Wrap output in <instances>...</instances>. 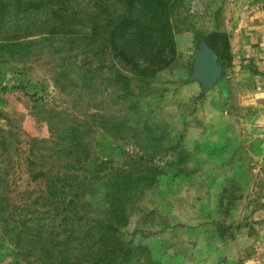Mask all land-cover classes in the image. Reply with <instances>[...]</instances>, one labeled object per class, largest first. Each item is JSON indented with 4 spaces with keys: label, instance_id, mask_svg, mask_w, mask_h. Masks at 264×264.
Listing matches in <instances>:
<instances>
[{
    "label": "rangeland",
    "instance_id": "374dc122",
    "mask_svg": "<svg viewBox=\"0 0 264 264\" xmlns=\"http://www.w3.org/2000/svg\"><path fill=\"white\" fill-rule=\"evenodd\" d=\"M94 4L67 0L83 13L72 29L27 37L35 54L25 63L0 60V211L9 225L5 233L0 221V264L112 256L109 245L91 247L105 229L90 227L107 220L129 264H264V44L246 49L234 36L264 29V0H166L176 54L150 42L148 57L168 62L145 78L113 57L106 14L92 29ZM214 32L226 33L216 40L222 74L205 88L194 55L205 45L216 52L205 39ZM82 151L91 158L77 163ZM42 167L48 175L33 180ZM128 172L150 180L123 185ZM59 175L72 176L52 185Z\"/></svg>",
    "mask_w": 264,
    "mask_h": 264
},
{
    "label": "trees",
    "instance_id": "16d2710c",
    "mask_svg": "<svg viewBox=\"0 0 264 264\" xmlns=\"http://www.w3.org/2000/svg\"><path fill=\"white\" fill-rule=\"evenodd\" d=\"M61 3L58 7L55 6V0H0V29L11 26L12 28L20 29H39L40 23L44 20L45 26L42 29H49L43 33L36 31H15L11 36L7 37L3 33H0V60L3 62H10L11 60H17L25 63L28 58L33 56L35 53L32 49L34 41H27V37H33L40 35L43 36H55L57 31L54 29H72L74 21L81 16L80 9L75 10L74 6H67V0H60ZM70 0H68L69 2ZM89 2L92 0H83ZM95 4L92 5L91 9L100 10L94 12V23L92 29H99L103 27V23L106 19V25L108 26L107 41L108 46L111 49V53L115 59H117L123 65H127L141 78L153 75L160 71L164 64L168 62L167 58L162 54H159L157 59H150L147 55L146 47L150 42H154L155 39L160 41H167L169 52L174 57L176 54V45L172 23L168 20L167 13L165 12L164 2L166 0H94ZM112 4V10L111 5ZM109 2V3H108ZM117 2L122 4L121 9L116 13L114 7ZM64 3V4H63ZM88 7V3L85 4ZM42 8H45V13H42ZM106 14V18H105ZM101 16L103 17V23H100ZM105 18V19H104ZM32 24V26H29ZM74 29V28H73ZM98 31L94 30L89 37L97 38ZM44 34V35H43ZM65 35H70L72 32H64ZM43 35V36H42ZM88 36V35H87ZM219 36H226L224 32H214L211 35L205 37L208 44L215 49L221 59V50L216 44V40ZM149 59V64L142 66V58ZM173 59V58H172ZM133 116H139L138 112L132 113ZM118 122L115 121V127ZM148 131L146 133L154 134L153 130L147 125ZM159 139H162L163 134L157 135ZM70 147H66L64 151L67 153ZM44 155V154H42ZM84 158L79 159L77 163L82 161H88L91 158V153L82 151ZM45 156V155H44ZM106 160L101 162H93L92 167L89 170L98 172L103 168ZM81 166V165H80ZM69 169L76 168L75 164ZM131 172V171H130ZM128 172L123 185L135 184L138 180L147 183L148 177L140 176L134 178L133 173ZM48 169L42 167L38 172L33 175V180H37L40 177L47 176ZM72 175L62 176H51L50 182L52 185H57L62 180L69 179ZM94 180L93 184L101 178L93 175L91 177ZM87 180L79 182V192L84 190V187L88 188ZM119 183H111L108 181L106 184L107 188H114ZM120 187V186H119ZM121 188V187H120ZM121 190V189H119ZM117 191V190H116ZM112 192V191H111ZM127 192V190H126ZM78 196V193H76ZM3 211V209H1ZM0 221L2 222L3 232L7 233L8 217L7 213L0 211ZM102 227L105 229L101 237L94 241L91 247L94 245L99 247L98 249L107 248L105 245H109L112 256H108L106 252H98L95 257H92V263H89L83 258L77 259L75 264H113L117 262H125L129 264V246L122 247L123 239L120 229L117 227L114 221L107 220L104 223L93 225L90 227V231H95ZM11 230H18V226L11 227ZM107 237L104 241V237ZM20 238V235L19 237ZM19 240V239H18ZM129 248V249H128ZM109 252V251H107ZM118 260V261H117Z\"/></svg>",
    "mask_w": 264,
    "mask_h": 264
},
{
    "label": "water",
    "instance_id": "95a60500",
    "mask_svg": "<svg viewBox=\"0 0 264 264\" xmlns=\"http://www.w3.org/2000/svg\"><path fill=\"white\" fill-rule=\"evenodd\" d=\"M194 59L199 69L196 77L204 81L205 88H209L215 79L222 74L219 56L210 47L205 45L194 55Z\"/></svg>",
    "mask_w": 264,
    "mask_h": 264
},
{
    "label": "crops",
    "instance_id": "0c3cea01",
    "mask_svg": "<svg viewBox=\"0 0 264 264\" xmlns=\"http://www.w3.org/2000/svg\"><path fill=\"white\" fill-rule=\"evenodd\" d=\"M234 36L246 49H257L264 44V29H237Z\"/></svg>",
    "mask_w": 264,
    "mask_h": 264
}]
</instances>
